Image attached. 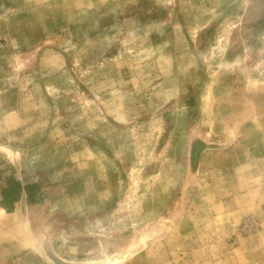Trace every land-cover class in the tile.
Returning a JSON list of instances; mask_svg holds the SVG:
<instances>
[{
    "label": "rangeland",
    "instance_id": "1",
    "mask_svg": "<svg viewBox=\"0 0 264 264\" xmlns=\"http://www.w3.org/2000/svg\"><path fill=\"white\" fill-rule=\"evenodd\" d=\"M123 254L264 264V0H0V264Z\"/></svg>",
    "mask_w": 264,
    "mask_h": 264
},
{
    "label": "bare ground",
    "instance_id": "2",
    "mask_svg": "<svg viewBox=\"0 0 264 264\" xmlns=\"http://www.w3.org/2000/svg\"><path fill=\"white\" fill-rule=\"evenodd\" d=\"M125 254L128 255L129 253H125ZM125 254L118 256V257L108 258V259L101 261V262H87L84 264H120V263H122V261H124Z\"/></svg>",
    "mask_w": 264,
    "mask_h": 264
}]
</instances>
